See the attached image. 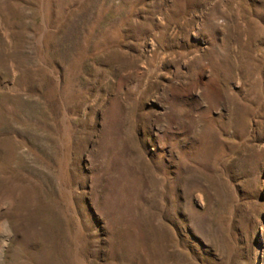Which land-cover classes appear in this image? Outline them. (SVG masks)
<instances>
[{
    "label": "rangeland",
    "instance_id": "obj_1",
    "mask_svg": "<svg viewBox=\"0 0 264 264\" xmlns=\"http://www.w3.org/2000/svg\"><path fill=\"white\" fill-rule=\"evenodd\" d=\"M0 264H264V0H0Z\"/></svg>",
    "mask_w": 264,
    "mask_h": 264
}]
</instances>
